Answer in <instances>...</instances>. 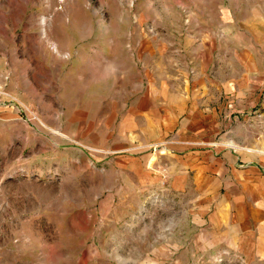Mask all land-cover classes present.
Masks as SVG:
<instances>
[{
  "label": "rangeland",
  "instance_id": "obj_1",
  "mask_svg": "<svg viewBox=\"0 0 264 264\" xmlns=\"http://www.w3.org/2000/svg\"><path fill=\"white\" fill-rule=\"evenodd\" d=\"M207 1L0 0V93L19 106L16 121L0 124V264H146L169 231L171 203L185 198L162 185L120 210V194L98 190L120 142L103 105L168 75L232 79L241 107L232 114L218 98L220 147L264 154L258 0Z\"/></svg>",
  "mask_w": 264,
  "mask_h": 264
},
{
  "label": "crops",
  "instance_id": "obj_2",
  "mask_svg": "<svg viewBox=\"0 0 264 264\" xmlns=\"http://www.w3.org/2000/svg\"><path fill=\"white\" fill-rule=\"evenodd\" d=\"M258 5L264 32V0ZM210 7L209 15H218V5ZM53 49L59 53L55 43ZM230 80L206 72L191 79L168 75L159 86L125 95L131 99L103 105L119 120L120 142L108 148L116 153L114 169L99 171L111 178L98 190L120 194V210H137L142 194L162 185L185 198L171 203L169 231L162 245L147 250L146 264H264V154L219 144L218 98L226 99L222 106L232 114L241 107ZM6 107L0 106L1 125L18 119L19 108ZM99 240H107L105 232Z\"/></svg>",
  "mask_w": 264,
  "mask_h": 264
},
{
  "label": "built area",
  "instance_id": "obj_3",
  "mask_svg": "<svg viewBox=\"0 0 264 264\" xmlns=\"http://www.w3.org/2000/svg\"><path fill=\"white\" fill-rule=\"evenodd\" d=\"M5 79H6V81H8L9 80V77H6ZM5 86H6V84H5ZM2 95H4L6 97L4 100L2 99ZM7 97H9L8 94H6V93H0V105H3V106L15 105V106H17L19 108V106L17 105L18 102L16 100L11 99V98H7ZM20 111L22 112L23 111V108H20Z\"/></svg>",
  "mask_w": 264,
  "mask_h": 264
},
{
  "label": "bare ground",
  "instance_id": "obj_4",
  "mask_svg": "<svg viewBox=\"0 0 264 264\" xmlns=\"http://www.w3.org/2000/svg\"><path fill=\"white\" fill-rule=\"evenodd\" d=\"M55 49V48H54ZM57 51V50H56Z\"/></svg>",
  "mask_w": 264,
  "mask_h": 264
}]
</instances>
